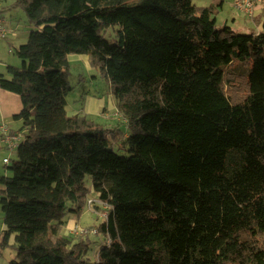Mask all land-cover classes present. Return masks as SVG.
<instances>
[{
	"label": "trees",
	"instance_id": "1",
	"mask_svg": "<svg viewBox=\"0 0 264 264\" xmlns=\"http://www.w3.org/2000/svg\"><path fill=\"white\" fill-rule=\"evenodd\" d=\"M196 1L8 7L31 25L19 65L0 72L23 132L0 175L8 264H264V31L217 25V4ZM71 53L108 82L123 128L67 113ZM85 178L105 216L62 234Z\"/></svg>",
	"mask_w": 264,
	"mask_h": 264
},
{
	"label": "rangeland",
	"instance_id": "2",
	"mask_svg": "<svg viewBox=\"0 0 264 264\" xmlns=\"http://www.w3.org/2000/svg\"><path fill=\"white\" fill-rule=\"evenodd\" d=\"M14 0H0L3 6L10 7ZM202 0H197L196 5L201 6ZM209 2V0H208ZM1 11V10H0ZM12 16L9 14V9L6 7L0 12V17H2V23L7 26V32L4 37H0V50L3 52V46L8 41L13 44H8L9 48L13 46L16 47L20 43H24L27 40L29 30L31 25L27 21L26 14L24 10L20 8L11 9ZM221 16L216 18V24L222 25L227 24L226 22H221ZM11 20V21H10ZM230 21V19H229ZM9 24V25H7ZM5 26V28H6ZM13 30H11V29ZM236 31V30H235ZM246 33V32H245ZM248 33V32H247ZM16 34L17 36L14 40H10L11 37ZM107 35H112L111 29L107 30ZM8 54V55H7ZM6 63L16 64L18 66L20 60L14 56L11 52H6ZM4 58V57H0ZM67 60L70 65V72L68 75L69 84L72 89L66 94V111L68 114L84 113L90 119L97 122L103 127L109 128L111 125L117 124V122H123L120 125L121 128L125 126L124 116L116 106V100L111 92L108 82L100 75V72L95 67L89 64V57L83 54L71 53L67 56ZM3 62L4 59H1ZM6 64V65H7ZM5 64L2 65V70H4ZM5 73L4 71H0ZM8 155V152L4 149H0V175H10V171L7 169V165L2 162L3 156ZM17 151H13L10 156L11 159L16 158ZM85 185L89 187V191L86 193L85 203L82 206L81 211L78 214L68 213L67 220L64 225L60 227V233L62 234H76L80 229H84L89 226L98 225L105 216V210L107 205L101 203V205L93 203H87L88 199H95L96 194L90 188V180L85 178ZM3 212L0 205V229L3 223ZM100 234H91L90 246L88 255H92L95 250H97V241L100 238ZM13 235L7 240V243H0V264H8L10 257L14 254V249L12 246ZM1 241V235H0Z\"/></svg>",
	"mask_w": 264,
	"mask_h": 264
},
{
	"label": "crops",
	"instance_id": "3",
	"mask_svg": "<svg viewBox=\"0 0 264 264\" xmlns=\"http://www.w3.org/2000/svg\"><path fill=\"white\" fill-rule=\"evenodd\" d=\"M213 3L217 4V7L214 11L215 19L218 16H221L222 17L221 22L228 23V25L231 26L237 32L258 33L260 31H264V2L255 4L251 14H247L245 11L235 8L232 5V0H209V2L208 0H202L200 5L206 6V5L213 4ZM5 7L8 9L6 5L3 6L2 3L0 2V10L3 11ZM9 14L10 16H12L11 9H9ZM0 20H2V17H0ZM6 29H7V26H6ZM16 36L17 35L14 34L10 40L13 41ZM8 44L12 45L13 43L8 41L6 44H4L2 48L3 52L0 50V57H4V58H1V59H4L3 62L0 59V71L5 70L6 72V67L9 65L6 63V60H7L6 56L8 55V54L6 55V52L9 51L13 54L12 52L13 46L9 48ZM3 64H5L4 70L1 69ZM10 65L15 66L16 64H10ZM20 109H21V103L19 100V96L15 92H12V91H9V90H6L0 87V123L4 119H8L10 121L8 125L9 130L11 131L19 130L20 122L17 120H14L12 116L17 114L20 111ZM1 189H3V186L0 184V190ZM3 227L4 225L2 223V228L0 229V235L2 234L1 232H2Z\"/></svg>",
	"mask_w": 264,
	"mask_h": 264
},
{
	"label": "built area",
	"instance_id": "4",
	"mask_svg": "<svg viewBox=\"0 0 264 264\" xmlns=\"http://www.w3.org/2000/svg\"><path fill=\"white\" fill-rule=\"evenodd\" d=\"M264 2V0H232V5L239 9L245 11L247 14H251L253 11V7L255 4ZM6 28L0 20V37H4L6 35ZM10 121L8 119H4L0 123V149H4L8 152V155L2 158V162L4 164H8L10 162V154L17 150L18 146L21 144L23 140V132L21 130L11 131L9 130ZM93 199H88L87 203L91 205ZM84 229H80L79 232H82ZM97 231L95 228L91 229V233L95 234Z\"/></svg>",
	"mask_w": 264,
	"mask_h": 264
}]
</instances>
